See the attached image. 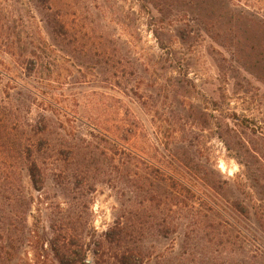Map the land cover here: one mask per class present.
Listing matches in <instances>:
<instances>
[{
	"label": "rangeland",
	"instance_id": "1",
	"mask_svg": "<svg viewBox=\"0 0 264 264\" xmlns=\"http://www.w3.org/2000/svg\"><path fill=\"white\" fill-rule=\"evenodd\" d=\"M57 4L65 20L59 41L33 0H0V51L35 49L45 59L31 76H21L0 57V70L16 80L0 74V120L11 132L15 116L32 124L46 114L49 144L41 190L28 175H0L2 210L11 208L6 197L12 194L34 196V216L13 227L14 249L0 239V264H36L50 225L69 211L89 226L93 241L104 239L117 220L133 225L137 233L123 247L143 248L145 264H264L239 228L254 230L264 246L257 207L264 184V0ZM18 82L38 88L41 97ZM65 134L90 141L74 162L54 149L63 147ZM177 152L202 172L230 179L236 188L227 197L246 199L251 217L243 221L221 203L219 212L211 210L198 197L187 198L178 213L174 191L154 192L143 164L141 175H129L130 161L172 163ZM75 168L88 174L69 175ZM153 194V203H139ZM151 206L157 219L144 223ZM158 221L171 227L168 236L158 235ZM45 245L44 264H61ZM119 254L111 245L105 263L118 264ZM86 261L97 264V256L90 252Z\"/></svg>",
	"mask_w": 264,
	"mask_h": 264
},
{
	"label": "trees",
	"instance_id": "2",
	"mask_svg": "<svg viewBox=\"0 0 264 264\" xmlns=\"http://www.w3.org/2000/svg\"><path fill=\"white\" fill-rule=\"evenodd\" d=\"M57 1L58 0H33V3L42 23L44 24V27L55 40L59 41V39L65 34V20L60 8L58 7ZM1 40L2 39L0 38V42ZM31 46L34 47L35 44L31 43ZM4 54H8L11 58L7 59ZM0 57L9 61L10 66L21 76H24L25 74L27 76H31V72H36V69L39 66H42L45 62L44 57L39 55L35 49L30 51L22 49L18 52L11 46L1 50ZM0 74L8 79L16 81L15 78L11 76V73L0 70ZM18 83L21 87L28 89L25 84L21 82ZM34 89L28 90L36 97H41L40 90L38 88ZM53 104L56 108H58V105H55L56 101ZM39 117L40 119L38 121L31 124L27 116L20 114L15 116L14 120L16 121L14 123V127L11 129V132L5 125V119L3 118L0 120V175H28L32 185L37 190H41V188H43L42 186L45 181L44 175H47L44 165L47 163L45 153L49 146V144L45 141L46 135L48 134V127L44 123L46 114L39 115ZM82 143L90 145L89 139L85 137L79 139L77 136L73 137L71 134H65L63 147L56 148L55 146L54 149H56L58 156L65 155L72 162H74L77 158H79L80 153L83 150L84 145ZM126 149L129 150L128 153L131 155L135 152L131 147H126ZM84 153V161L85 158L86 160H89L88 157H92V153L90 151ZM177 154H180L179 158L172 163H149L144 160L140 162L130 161L127 166V169L130 170L129 175H141V164H143L145 170L142 171L144 175H148L145 178L148 185H150V187H156L154 192L162 195L161 189L165 187H170V189L174 191L175 199L172 206L177 207L176 211L178 213L181 210H184L187 198L198 197L201 201H207L211 210L219 212L222 208L219 204L221 203L225 207H229L233 210V212L243 221L244 219L251 217L253 206H250L246 199H241L239 197H227V193H233L232 189L236 188L235 184L232 183L230 179L221 175H213V172L212 174L208 171L202 172L200 169L195 168L192 165L185 152L175 153V155ZM260 157L263 160L262 165H264V155H261ZM257 159L259 162L260 159ZM55 162L56 161H54V163ZM87 174L88 170L84 171L75 168L71 170L69 175ZM56 175H61V173H57ZM262 180L264 181V176ZM260 186L263 189L262 192L260 191L261 197L258 198L260 204L257 203V207L260 210L258 221L259 224H264V184H260ZM12 195V197H6V199L9 200V203L11 202V208L7 211L4 209L2 210V208L5 207V204L4 200L0 196V239L2 241L5 239V241L9 244V247L14 249L13 245L15 244L14 239L12 238L14 234L13 227H16L19 223L21 224V222L25 227V223L28 221L29 217L34 216L32 213L34 196L29 191L22 194ZM203 195L207 198L212 195L213 199L211 200L214 203L209 202V200L205 199ZM157 198L158 195L153 194L150 195V197H146V199H143L139 203L144 204L145 200L153 203ZM221 198L223 200H221ZM229 198H231V200H229ZM217 206H219L220 210L216 208ZM154 212L155 211L152 206L151 210L149 209L147 211H143V213L146 214L143 218H147L144 223L148 220L157 219ZM76 215V213L69 211L67 215L61 217L64 219L63 221L50 225V239L46 238L45 243L40 245L41 247L39 249H41V252L38 253V261H36V264H44L46 261L47 256L45 253L47 250L45 244H49L55 258L61 264H89L86 259L88 258L90 252L97 256V264H106L104 258L111 249V245L115 246V248L120 251V254L117 257L118 264H145L146 258L143 248L140 249L135 246L123 247V241L129 233H137V230H134L133 225L131 226L126 221L117 220L106 232L104 239L102 238L100 241H93V236L91 238L89 237V226L79 224V220L76 219ZM143 228L144 227L141 229ZM239 228L241 234L247 238L248 241L258 247L256 251L264 254V246L261 244V241L254 230H250L248 226ZM171 231L172 229L170 226H167L162 222L158 223V235L168 236ZM138 233L144 234V229L141 233L140 231H138ZM18 240L17 244L21 241L20 239ZM93 245L95 246L94 248ZM4 247L5 245L0 242V249L2 250ZM100 260L104 263L100 262Z\"/></svg>",
	"mask_w": 264,
	"mask_h": 264
}]
</instances>
